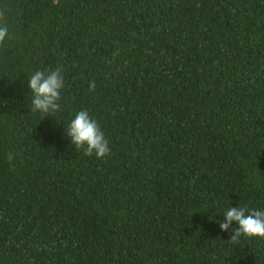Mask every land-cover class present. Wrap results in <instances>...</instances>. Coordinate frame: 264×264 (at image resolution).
I'll list each match as a JSON object with an SVG mask.
<instances>
[{
    "label": "trees",
    "instance_id": "1",
    "mask_svg": "<svg viewBox=\"0 0 264 264\" xmlns=\"http://www.w3.org/2000/svg\"><path fill=\"white\" fill-rule=\"evenodd\" d=\"M0 264H264V0H0ZM64 79L31 110L27 78ZM86 109L103 158L64 129Z\"/></svg>",
    "mask_w": 264,
    "mask_h": 264
},
{
    "label": "clouds",
    "instance_id": "2",
    "mask_svg": "<svg viewBox=\"0 0 264 264\" xmlns=\"http://www.w3.org/2000/svg\"><path fill=\"white\" fill-rule=\"evenodd\" d=\"M9 30L0 24V43L8 40ZM27 89L31 97V110L47 116L59 110L64 79L59 71L36 70L27 78ZM64 132L75 149L84 155L103 158L109 152V142L98 123L86 109L77 111L69 120ZM222 220H216L220 232L228 233L236 244L242 238L264 240V208L250 209L232 204L224 209Z\"/></svg>",
    "mask_w": 264,
    "mask_h": 264
}]
</instances>
